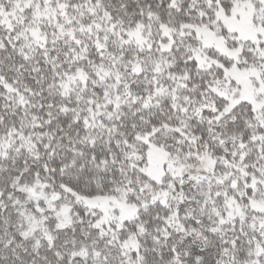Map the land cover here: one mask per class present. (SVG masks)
Listing matches in <instances>:
<instances>
[{
  "label": "snow or ice",
  "instance_id": "1",
  "mask_svg": "<svg viewBox=\"0 0 264 264\" xmlns=\"http://www.w3.org/2000/svg\"><path fill=\"white\" fill-rule=\"evenodd\" d=\"M0 264H264V0H0Z\"/></svg>",
  "mask_w": 264,
  "mask_h": 264
}]
</instances>
